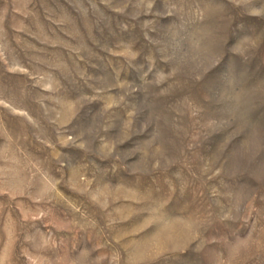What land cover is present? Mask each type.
I'll use <instances>...</instances> for the list:
<instances>
[{
  "label": "rangeland",
  "instance_id": "obj_1",
  "mask_svg": "<svg viewBox=\"0 0 264 264\" xmlns=\"http://www.w3.org/2000/svg\"><path fill=\"white\" fill-rule=\"evenodd\" d=\"M0 264H264V0H0Z\"/></svg>",
  "mask_w": 264,
  "mask_h": 264
}]
</instances>
